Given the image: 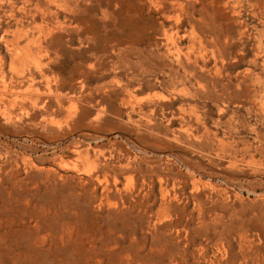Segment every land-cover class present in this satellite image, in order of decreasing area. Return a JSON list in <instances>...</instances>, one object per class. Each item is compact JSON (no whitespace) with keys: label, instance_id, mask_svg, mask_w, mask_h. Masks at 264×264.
<instances>
[{"label":"rangeland","instance_id":"1","mask_svg":"<svg viewBox=\"0 0 264 264\" xmlns=\"http://www.w3.org/2000/svg\"><path fill=\"white\" fill-rule=\"evenodd\" d=\"M47 4L0 0V264H264V0Z\"/></svg>","mask_w":264,"mask_h":264},{"label":"bare ground","instance_id":"2","mask_svg":"<svg viewBox=\"0 0 264 264\" xmlns=\"http://www.w3.org/2000/svg\"><path fill=\"white\" fill-rule=\"evenodd\" d=\"M65 1V0H64ZM51 2V1H50ZM68 2V1H67ZM79 3H80V1H78ZM33 3H35V2H33ZM37 3V2H36ZM70 3V2H69ZM74 3H76L75 1H74ZM74 3L72 2V4H73V6H74ZM41 4H43V8L44 7H46V8H44V10H49L48 9V7L47 6H49L48 4H50V3H48L47 4V0L45 1V0H41ZM71 4V3H70ZM37 5H39V2H38V4ZM52 6V5H51ZM73 6H71V7H73ZM76 6V5H75ZM75 6L73 7L74 9H75ZM77 6H78V3H77ZM56 7V6H55ZM68 7V6H67ZM72 9V8H71ZM76 9H78V8H76ZM83 9V8H82ZM55 10V9H54ZM43 11V10H42ZM53 11V10H52ZM51 11V12H52ZM73 12H74V10H73ZM45 13V12H44ZM75 13V12H74ZM77 13V12H76ZM49 14V13H48ZM48 14H47V16H48ZM51 14V13H50ZM46 15V14H45ZM46 16V17H47ZM50 16V15H49ZM52 16V15H51ZM56 16V15H55ZM44 17V16H43ZM56 17H58V16H56ZM64 17H65V15H64ZM31 85V84H30ZM174 87V86H173ZM11 93V95H12V99L13 100H17L18 99V97L19 96H24V98H31V100H33L34 102L37 100V98H38V96L36 95V93L35 92H33L32 91V89H26V90H24V91H12V92H10ZM59 94V93H58ZM21 101H25V100H23V97H22V100ZM12 102H14V101H12ZM5 107V106H4ZM25 107V106H24ZM29 107V106H28ZM142 111V110H141ZM144 114V113H143ZM146 114V113H145ZM144 114V116H146ZM147 115H148V113H147ZM148 117V116H147ZM150 117V116H149ZM152 131V130H151ZM206 132V131H205ZM208 224H209V222H207V221H204V219L202 218L201 220H200V223H199V225L198 226H193V225H191V224H188V223H184L183 225H182V228L184 229V231L185 232H189V233H191V231L192 232H194V233H196V234H201L203 237H205V238H207V239H211V238H213V237H211V236H209L208 235V229H207V226H208ZM213 232H215L216 233V235L214 236V239H221V236L223 235L222 234V229H220V228H218V227H216V226H214L213 227V230H212ZM163 236H165V237H161L162 238V240H160L159 239V242H161V243H165V242H167L168 240H169V236H167V235H163ZM178 247V246H177ZM176 247V248H177ZM178 251V250H177ZM177 251H175V252H177ZM180 251V250H179ZM178 251V252H179ZM185 252V251H184ZM179 254V253H178ZM182 254V253H181Z\"/></svg>","mask_w":264,"mask_h":264}]
</instances>
